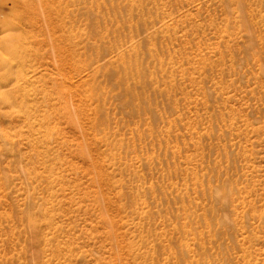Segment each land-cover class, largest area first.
Masks as SVG:
<instances>
[{
	"label": "rangeland",
	"instance_id": "rangeland-1",
	"mask_svg": "<svg viewBox=\"0 0 264 264\" xmlns=\"http://www.w3.org/2000/svg\"><path fill=\"white\" fill-rule=\"evenodd\" d=\"M0 264H264V0H0Z\"/></svg>",
	"mask_w": 264,
	"mask_h": 264
}]
</instances>
